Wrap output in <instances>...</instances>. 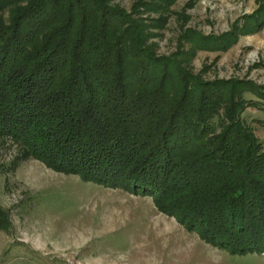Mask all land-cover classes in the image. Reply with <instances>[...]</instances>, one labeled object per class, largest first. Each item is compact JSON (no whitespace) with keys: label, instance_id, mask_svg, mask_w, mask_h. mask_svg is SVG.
Masks as SVG:
<instances>
[{"label":"trees","instance_id":"trees-1","mask_svg":"<svg viewBox=\"0 0 264 264\" xmlns=\"http://www.w3.org/2000/svg\"><path fill=\"white\" fill-rule=\"evenodd\" d=\"M110 11L106 0H0V136L56 172L151 197L231 254L264 246V152L242 103L205 85L168 103L163 84L142 88L150 70L138 64L133 92Z\"/></svg>","mask_w":264,"mask_h":264},{"label":"rangeland","instance_id":"rangeland-1","mask_svg":"<svg viewBox=\"0 0 264 264\" xmlns=\"http://www.w3.org/2000/svg\"><path fill=\"white\" fill-rule=\"evenodd\" d=\"M106 5L131 59L133 92L141 87L138 64L150 70L142 88L163 84L168 103L199 85L240 101L241 120L264 152V0ZM222 116L210 120L214 133ZM0 207L7 215L0 264H264V246L231 254L188 232L151 197L56 172L7 136H0Z\"/></svg>","mask_w":264,"mask_h":264}]
</instances>
